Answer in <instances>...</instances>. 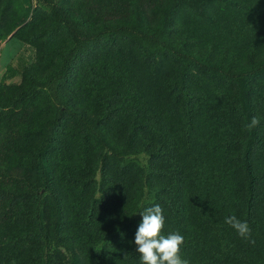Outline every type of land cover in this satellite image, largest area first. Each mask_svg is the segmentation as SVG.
I'll list each match as a JSON object with an SVG mask.
<instances>
[{"label": "trees", "instance_id": "obj_1", "mask_svg": "<svg viewBox=\"0 0 264 264\" xmlns=\"http://www.w3.org/2000/svg\"><path fill=\"white\" fill-rule=\"evenodd\" d=\"M10 1L0 0V41L21 20L6 14ZM37 1L49 12L24 37L37 61L0 86V264H141L139 211L153 204L165 234L185 237L189 264H264V40L240 43L264 0ZM104 41L116 53L93 62L89 87V65L75 64ZM132 51L135 61L122 57ZM67 119L98 149L77 157V209L51 157ZM112 164L124 173L113 205ZM232 215L254 243L225 223Z\"/></svg>", "mask_w": 264, "mask_h": 264}, {"label": "rangeland", "instance_id": "obj_2", "mask_svg": "<svg viewBox=\"0 0 264 264\" xmlns=\"http://www.w3.org/2000/svg\"><path fill=\"white\" fill-rule=\"evenodd\" d=\"M65 2H70V0H65ZM48 12L49 9L40 4L37 0L10 1L6 14L11 15V21L13 20V13L17 20H21L16 26H14V29L0 41V86H3L4 89L12 84H19L22 81V70L29 57H33V60L37 61L38 56L35 54L37 41L35 39H26L24 37L27 33L33 31L32 28L34 25L41 22ZM240 39V43L245 46L261 45L264 40V11L251 12L244 16ZM114 46L117 45H113L108 41L94 43L83 51L78 58L77 64H75V69L82 64L83 66L86 64L89 65L90 72H88L85 77V84L89 87L94 86L99 77V70L96 69L98 65L93 62H97L102 56H105L108 59V54H115L116 51L114 50ZM138 56V53H135L134 51L129 55L122 54V57L126 60L131 59V61H135ZM101 65L105 66V63L102 62ZM107 69L111 71L110 68H105L104 72ZM102 83L104 85H110L111 80L109 81L108 76H106ZM130 88H134V86ZM131 103L138 104L136 99L131 101ZM58 133L57 147L51 150L53 172H58L57 181L66 191L67 199L70 200L72 194H74L73 200L75 199V207L77 209V203L82 202V199L80 198V183H78L80 175L77 171L80 167L77 157L81 152H84L83 155L86 156L96 155L98 149L95 147L92 148L89 143L88 147L90 150H85L79 126L73 119H67L64 126L59 129ZM155 163L157 165H162L163 160H155ZM107 173H111L110 177L115 183L119 182V180L124 177L123 170L113 164L108 168ZM98 177L101 179V174ZM119 186V183H117V189L113 191V194L110 191H107V199H109L111 205H113V202L111 201L112 198H117V191L119 189L122 190V187ZM101 194L102 192L99 195Z\"/></svg>", "mask_w": 264, "mask_h": 264}, {"label": "clouds", "instance_id": "obj_3", "mask_svg": "<svg viewBox=\"0 0 264 264\" xmlns=\"http://www.w3.org/2000/svg\"><path fill=\"white\" fill-rule=\"evenodd\" d=\"M260 124L257 117H253L247 125L248 129ZM139 214L142 221L135 233L136 251L139 254L141 264H189L182 258V247L185 237L180 232L165 234V217L159 204L143 207ZM225 223L233 228L242 238L249 240L251 228L247 221L238 219L235 215L225 218Z\"/></svg>", "mask_w": 264, "mask_h": 264}]
</instances>
